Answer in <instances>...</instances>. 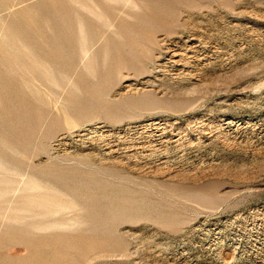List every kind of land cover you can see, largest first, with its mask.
<instances>
[{"label": "rangeland", "instance_id": "obj_1", "mask_svg": "<svg viewBox=\"0 0 264 264\" xmlns=\"http://www.w3.org/2000/svg\"><path fill=\"white\" fill-rule=\"evenodd\" d=\"M0 264H264V0H0Z\"/></svg>", "mask_w": 264, "mask_h": 264}]
</instances>
